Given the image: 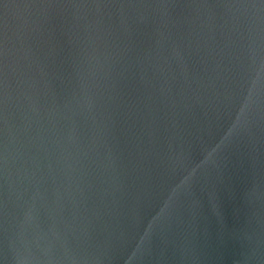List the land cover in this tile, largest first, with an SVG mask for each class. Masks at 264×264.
Here are the masks:
<instances>
[{"label": "water", "instance_id": "water-1", "mask_svg": "<svg viewBox=\"0 0 264 264\" xmlns=\"http://www.w3.org/2000/svg\"><path fill=\"white\" fill-rule=\"evenodd\" d=\"M0 264H264V0H0Z\"/></svg>", "mask_w": 264, "mask_h": 264}]
</instances>
